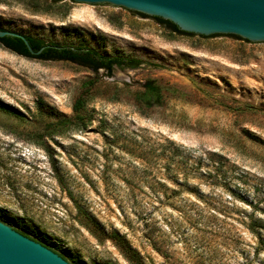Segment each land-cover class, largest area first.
<instances>
[{
  "label": "rangeland",
  "instance_id": "rangeland-1",
  "mask_svg": "<svg viewBox=\"0 0 264 264\" xmlns=\"http://www.w3.org/2000/svg\"><path fill=\"white\" fill-rule=\"evenodd\" d=\"M0 28L144 61L96 77L0 45V223L68 264H264V42L66 0H0Z\"/></svg>",
  "mask_w": 264,
  "mask_h": 264
},
{
  "label": "water",
  "instance_id": "water-1",
  "mask_svg": "<svg viewBox=\"0 0 264 264\" xmlns=\"http://www.w3.org/2000/svg\"><path fill=\"white\" fill-rule=\"evenodd\" d=\"M157 17L203 39L264 42V0H66ZM24 36L0 31V38ZM204 36V37H201ZM240 40V39H238ZM0 264H68L43 245L0 223Z\"/></svg>",
  "mask_w": 264,
  "mask_h": 264
},
{
  "label": "trees",
  "instance_id": "trees-1",
  "mask_svg": "<svg viewBox=\"0 0 264 264\" xmlns=\"http://www.w3.org/2000/svg\"><path fill=\"white\" fill-rule=\"evenodd\" d=\"M151 18L155 19L160 24H163L172 32H176L178 34L193 35L191 33L180 31L174 24L169 21H165L157 17ZM0 31L5 30L0 28ZM22 36L25 37L32 51L37 52L40 49H42V51L38 55L32 54L25 43L17 36H5L3 38H0V45L5 49L11 51L12 53H15L16 55L28 59L68 61L89 69L96 77H98L99 71H103L105 73V76H110L114 69H135L144 63V61L136 58L104 56L97 52L94 48L83 44H59L56 42L47 43L39 38L27 35ZM229 36L243 40L237 36ZM244 41L248 42L247 40ZM93 85L94 80H89L82 84L81 92L75 99L72 106L73 115L72 117L64 120L65 125L71 127L72 130H84L89 122V118L86 114V106L89 102L90 92ZM142 88L143 92L137 96V103L139 105H141L144 109H150L154 106L160 105V89L155 86L153 82H145L142 85ZM21 234L28 237L25 233Z\"/></svg>",
  "mask_w": 264,
  "mask_h": 264
}]
</instances>
